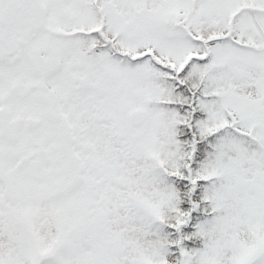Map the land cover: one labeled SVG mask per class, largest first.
I'll use <instances>...</instances> for the list:
<instances>
[{"label": "snow or ice", "instance_id": "6c2138e0", "mask_svg": "<svg viewBox=\"0 0 264 264\" xmlns=\"http://www.w3.org/2000/svg\"><path fill=\"white\" fill-rule=\"evenodd\" d=\"M0 264H264V0H0Z\"/></svg>", "mask_w": 264, "mask_h": 264}]
</instances>
